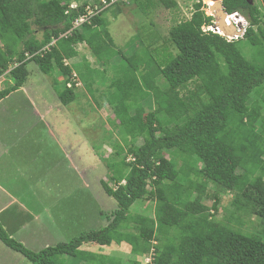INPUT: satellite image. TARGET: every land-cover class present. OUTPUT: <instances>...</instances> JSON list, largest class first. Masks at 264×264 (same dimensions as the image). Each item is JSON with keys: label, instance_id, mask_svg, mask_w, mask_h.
Returning a JSON list of instances; mask_svg holds the SVG:
<instances>
[{"label": "trees", "instance_id": "16d2710c", "mask_svg": "<svg viewBox=\"0 0 264 264\" xmlns=\"http://www.w3.org/2000/svg\"><path fill=\"white\" fill-rule=\"evenodd\" d=\"M74 2L78 8L65 15ZM89 2L0 0V77L6 74L12 81L0 91V100L26 84L29 63L44 75L56 71L63 77L56 96L64 107L77 97L76 89L66 87L73 73L92 98L103 87L98 99L119 122L125 144L116 151L117 162L108 159L105 179L98 177L103 201L110 205L102 211L105 226L39 251L26 249L0 226V243L30 264H58L55 258L61 256L82 257L86 264H130L79 251L84 244L122 243L133 256L150 259L144 264H264V241L241 231L238 220L240 215L255 217L259 236L264 235V0H221L226 14L239 10L247 17L242 40L228 42L203 32L214 19L198 0L190 17L174 23L165 39L153 29L145 37L147 45L132 37L125 48L141 46L130 56L121 51L108 55L113 45L100 47L110 39L109 19L121 15L125 4L148 16L157 8L178 9L176 1L117 2L90 25L60 37ZM33 28L44 31L40 41ZM52 39L54 46L38 55ZM240 41L251 49L247 57ZM79 46L86 47L97 68L91 69L85 58L70 65ZM114 57L122 61L117 67ZM12 64L16 67L9 70ZM108 68L113 78L107 77ZM138 108L146 111L143 122L133 119ZM128 156L133 161L127 164ZM210 188L231 194L230 224L226 218L212 219L219 199ZM195 194H203L197 204L191 203ZM142 199L154 203L152 214H131Z\"/></svg>", "mask_w": 264, "mask_h": 264}, {"label": "rangeland", "instance_id": "374dc122", "mask_svg": "<svg viewBox=\"0 0 264 264\" xmlns=\"http://www.w3.org/2000/svg\"><path fill=\"white\" fill-rule=\"evenodd\" d=\"M175 1L178 4V9L168 11L162 8H157V10L148 16L142 15L132 3L123 5L121 7L122 14L116 19H109L107 29L111 37L105 43L101 44L100 47L104 48L106 45H113L114 47L111 49V52H107L108 55L114 54L116 51H121L122 55L126 56L127 54L130 56L129 54L132 53L133 50L141 46L140 44H134L131 48H125V44L134 36L136 41L139 37V39L143 40L144 45H147L149 42H147L145 37L147 33H149L148 30L152 31L153 29L159 34L160 39H165L170 27L176 22L188 19L192 12L193 5L198 2V0ZM201 1L202 4L205 5L206 14L210 15L205 2H208L209 4L212 0ZM255 2L257 3V1ZM33 31L36 38L40 41L44 31L36 28H33ZM240 47L243 56L245 55L247 57L249 53H251V49L245 44V42L240 41ZM77 55L76 58L72 59V62L80 61V59L85 58L93 68H97L94 58L91 56L90 52H88L86 47L79 46ZM112 61H114L115 67L119 66L122 62L119 57H114ZM26 69L29 72L25 84L26 89L33 91V95L43 92L41 98H44L45 101L41 102V104L45 106H51L54 104L57 106V110H59L58 114H55L54 116L55 122L53 125V131L56 137H58L57 140L60 141L61 149L66 156L64 161H60L63 168L60 167V172L56 173L57 175L52 180V187H49L52 188L53 192L50 202L45 200L44 206H48L49 212L52 215H54V210L55 212L62 211V214L68 216L70 221L73 219L72 224H68L67 227L63 225L59 226L58 224L54 225L53 220L52 223H44L40 228H36L35 233L34 228L32 227L26 228L18 233V239L26 249L39 251L46 247L68 242L82 233L96 231L105 226V223H103L102 211L103 209L107 210L110 205L103 201L99 189L98 177L100 178L102 175L100 179H105V165L108 164V159L111 158L110 160H112V162H117L118 157L115 158L116 151L118 147H124L125 149V144L122 140L119 122L114 117L111 109L98 99V94L100 91H103L102 86L98 87L99 90L94 92V98L90 97L83 86H81L76 89L77 101L64 107L57 103L56 93L63 88V83H58V80H56V78L59 77L57 72L53 71L49 75H44L33 63H29ZM100 69L101 68H99V70ZM106 72V75H108L107 77L109 78H113L115 75L113 68L111 73L109 68L108 70L106 69ZM6 80L12 83L9 77H6ZM54 81H57L56 85H54ZM166 113L168 116H173L170 110H166ZM145 117L146 111L144 108H138L133 113V119L137 122H143ZM179 117L180 116H176V118ZM254 119L257 120V116H255ZM141 143L142 140L137 141V145H140ZM73 151L76 153V162H74L72 156ZM165 155L170 158L168 153ZM65 161H70V164L75 166L77 175L79 174L82 177L86 174V170L82 169L90 165L92 166L90 171L91 176L89 177L87 175V179L85 178V180H82L88 187H90V190H88L86 194H83V191H76L75 193H71L69 199L62 198L65 191L64 189L73 186L74 182L72 175L68 176V178L64 177L65 174H63V172L66 171L64 169ZM132 161L133 159L131 156H128L125 160L127 164ZM85 169L88 170V168ZM77 175L76 182L78 185L79 179ZM57 183H59V190L55 188L56 185H58ZM210 190L211 192H214L219 199L217 212L212 219L221 221L226 218L227 224H230L227 216L232 210L230 206L231 194L214 188H210ZM202 197L203 194L193 195L191 203H199L203 200ZM207 204L209 205L210 203ZM153 208L154 203L152 201L142 199L131 207L130 213L134 214L138 212L151 215ZM72 212H75V218L72 217ZM238 220L241 222V226L239 227L241 231L247 234L256 235L261 241H264V235L259 236L260 229L255 217L240 215L238 216ZM58 222L60 223V221ZM79 251L81 253L95 254L99 259L108 256L110 258L129 262L130 264H144L146 262V260L133 256L129 252V247L124 243L119 246L112 244L110 247L84 244L80 247ZM2 253L13 255L12 257L7 258L3 257L4 255H2ZM12 259L16 264H30L19 254L8 250L0 243V264H12ZM80 260L66 256L55 258V261L58 264H86L82 257Z\"/></svg>", "mask_w": 264, "mask_h": 264}, {"label": "crops", "instance_id": "0c3cea01", "mask_svg": "<svg viewBox=\"0 0 264 264\" xmlns=\"http://www.w3.org/2000/svg\"><path fill=\"white\" fill-rule=\"evenodd\" d=\"M79 62L71 60L70 65ZM90 68L94 69L92 66ZM6 77V74L0 77V91L12 86ZM56 80L58 83L64 82L60 75ZM42 96L43 92L33 95V91L27 90L24 85L0 100V226L18 242V233L26 228H34L35 233L36 228L44 223H52L53 220L54 225L65 227L73 221L62 211L54 210L52 215L48 206H44L45 200L50 202L53 192L49 187H52V180L60 172V167L63 168L60 161H64L66 156L53 131L54 116L59 110L54 104H41L45 101ZM72 156L76 162L75 151ZM85 168L82 170H86V174L82 177L77 175L70 161H65L64 177L72 175L74 182L73 186L64 189L63 199H69L71 193L76 191L86 194L90 190L82 180L91 176L92 166ZM57 184L55 188L59 190ZM72 213L75 218V212ZM2 255L10 258L13 254ZM13 259L12 264H16Z\"/></svg>", "mask_w": 264, "mask_h": 264}, {"label": "built area", "instance_id": "2783aa9c", "mask_svg": "<svg viewBox=\"0 0 264 264\" xmlns=\"http://www.w3.org/2000/svg\"><path fill=\"white\" fill-rule=\"evenodd\" d=\"M253 1V0H252ZM257 1V0H254ZM117 2H124L126 3V0H90V2L84 7V12L81 15H78V17L72 22L71 24V30L67 32L66 34L61 35L60 37L67 38L72 32L77 29H79L82 26L90 25L91 20L98 16L100 13H102L105 9L111 7ZM209 7V5H207ZM78 8V4L72 3L68 6L67 10L65 11V15H69L71 11L76 10ZM225 22L227 25L233 27L234 29V36L233 37H225L228 42L237 41L244 37V34L249 27V21L247 17L241 12V11H235L231 14H226ZM203 32H212L215 33L214 29L212 27H202ZM56 40L52 39L50 44L45 46L41 49L37 54L42 56L45 53H47L52 46H54ZM27 58H30L29 55H27ZM63 63L65 66H68L67 59L63 60ZM66 87L68 89H78L81 87V83L76 77L75 73L72 74V77L70 78L69 82L66 84ZM150 259L146 260V262H149Z\"/></svg>", "mask_w": 264, "mask_h": 264}, {"label": "water", "instance_id": "95a60500", "mask_svg": "<svg viewBox=\"0 0 264 264\" xmlns=\"http://www.w3.org/2000/svg\"><path fill=\"white\" fill-rule=\"evenodd\" d=\"M213 4L209 6L208 11L214 19L213 29L215 32L223 35L224 37L234 36L232 27L225 23V12L222 7L221 0H212Z\"/></svg>", "mask_w": 264, "mask_h": 264}, {"label": "clouds", "instance_id": "9594fccd", "mask_svg": "<svg viewBox=\"0 0 264 264\" xmlns=\"http://www.w3.org/2000/svg\"><path fill=\"white\" fill-rule=\"evenodd\" d=\"M250 1H252V0H250ZM253 2V1H252ZM75 3V2H74ZM72 4V3H71ZM77 4V3H76ZM207 8H209V7H207ZM225 15H226V13H225ZM207 16H211V15H207ZM212 17V16H211ZM213 18V17H212ZM226 23V22H225ZM229 26V25H228ZM212 27V26H211ZM231 27V26H230ZM213 28V27H212ZM232 29H233V27H232ZM234 30V29H233ZM215 33H217V32H215ZM217 34H219V33H217ZM219 35H221V34H219ZM222 37H224L223 35H221ZM233 37V36H232ZM225 38V37H224ZM226 39V38H225ZM26 59H29V58H27V55H26ZM16 67V65L14 64H12V65H10L9 66V70H12L13 68H15Z\"/></svg>", "mask_w": 264, "mask_h": 264}, {"label": "bare ground", "instance_id": "6f19581e", "mask_svg": "<svg viewBox=\"0 0 264 264\" xmlns=\"http://www.w3.org/2000/svg\"><path fill=\"white\" fill-rule=\"evenodd\" d=\"M207 5L211 6L213 4V2L211 1V3L208 4V2H205Z\"/></svg>", "mask_w": 264, "mask_h": 264}]
</instances>
